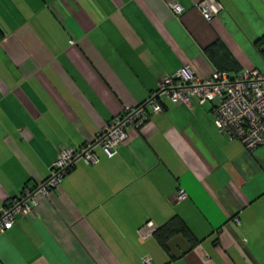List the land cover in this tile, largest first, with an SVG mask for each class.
I'll use <instances>...</instances> for the list:
<instances>
[{
    "label": "crops",
    "instance_id": "0c3cea01",
    "mask_svg": "<svg viewBox=\"0 0 264 264\" xmlns=\"http://www.w3.org/2000/svg\"><path fill=\"white\" fill-rule=\"evenodd\" d=\"M175 1L181 14L168 0H0V206L164 74L264 67V0H215L209 21L199 0ZM212 107L164 99L111 155L96 145L95 164L77 160L0 233V264H264V143L245 150ZM179 188L187 197L174 203ZM174 215L195 243L179 233L160 243Z\"/></svg>",
    "mask_w": 264,
    "mask_h": 264
},
{
    "label": "built area",
    "instance_id": "2783aa9c",
    "mask_svg": "<svg viewBox=\"0 0 264 264\" xmlns=\"http://www.w3.org/2000/svg\"><path fill=\"white\" fill-rule=\"evenodd\" d=\"M168 7L175 14H181L183 7L175 0H168ZM202 17L209 21L222 8L215 0H199ZM164 99L173 104H182L189 109L205 102L213 104V123L219 132L237 139L247 151L264 143V67L244 68L236 72L218 70L202 75L190 64L182 65L176 71L164 74L156 89L141 103L125 106L97 132L89 142L59 150L48 175L34 186L24 185L19 194L0 206V233L11 228L19 216L33 213L38 197L48 195L58 187L63 176L82 159L95 164L98 159L94 147L99 145L107 155L123 143L127 129L141 126L152 113L163 111ZM187 193L179 188L172 196V202L186 199ZM146 226L152 228L151 220ZM145 237L147 233L141 229ZM142 264H152L149 256H143Z\"/></svg>",
    "mask_w": 264,
    "mask_h": 264
},
{
    "label": "trees",
    "instance_id": "16d2710c",
    "mask_svg": "<svg viewBox=\"0 0 264 264\" xmlns=\"http://www.w3.org/2000/svg\"><path fill=\"white\" fill-rule=\"evenodd\" d=\"M0 36H1V32H0ZM256 44L260 45H264V35L261 36L257 41ZM220 48H222V45H219ZM213 47V46H212ZM260 47V46H259ZM211 49V47H208V50ZM259 51L262 53L263 57H264V49H260ZM211 52V50H210ZM227 59L231 64V68L234 69L235 66V59L232 58L230 55H227ZM217 69V68H216ZM219 70V69H218ZM221 70V69H220ZM225 71H229V72H236V71H230L228 69H224ZM70 170V169H69ZM68 170V171H69ZM182 234L186 239H188L191 243H195V239L193 238L191 232L188 230V228L184 225V223L182 222V220L180 219V217L174 215L172 217L169 218V220L160 228H158L156 230V236L158 238V240L160 241V243H164L169 237H171L174 234Z\"/></svg>",
    "mask_w": 264,
    "mask_h": 264
},
{
    "label": "rangeland",
    "instance_id": "374dc122",
    "mask_svg": "<svg viewBox=\"0 0 264 264\" xmlns=\"http://www.w3.org/2000/svg\"><path fill=\"white\" fill-rule=\"evenodd\" d=\"M230 71H232V70H230Z\"/></svg>",
    "mask_w": 264,
    "mask_h": 264
}]
</instances>
